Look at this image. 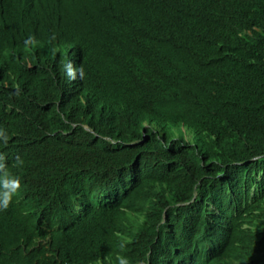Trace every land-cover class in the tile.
Returning a JSON list of instances; mask_svg holds the SVG:
<instances>
[{
  "label": "clouds",
  "instance_id": "1",
  "mask_svg": "<svg viewBox=\"0 0 264 264\" xmlns=\"http://www.w3.org/2000/svg\"><path fill=\"white\" fill-rule=\"evenodd\" d=\"M236 3L240 8L229 13V6ZM155 9L166 15L165 21L143 22L142 17ZM177 12L189 14V26L171 24ZM64 24L82 35L87 50L63 46L59 37L44 34L35 64L29 62L28 68L42 64L49 73L51 49L67 51L66 56H57L65 85L57 108L70 107L72 99L80 105L81 116L71 117L81 122L72 126L83 127L94 140L87 144L72 131L30 118L26 111L35 104L29 95L37 89L14 86L4 94L0 264H197L202 255L201 264H264V168L256 172L244 162L225 164L218 145L209 140L224 133L218 127L227 128L223 122L232 123L233 113L208 129L187 121L166 122L165 106L170 107L171 118L178 110L182 117L189 115L168 102L175 92L169 98L162 96L165 89L176 91L182 82V93L205 94L220 112L235 103L259 104L264 97V0H80ZM169 36L180 48L191 50L186 62L187 68L195 69L191 76L178 68V62L166 60ZM149 40L161 52L142 69ZM113 62L124 63L133 83L156 76L159 83L151 89L164 99L142 101L138 94L137 102L128 107L122 102L109 107L101 97L96 100L93 93L87 94L86 77ZM203 105L199 99L196 115L204 112ZM90 107L100 111L99 132L90 127L93 118L84 117ZM261 119L264 123V112ZM170 128L183 135L170 139ZM192 134L194 141L189 139ZM75 142L89 150L96 164L101 144L111 158L97 164L73 190L49 184L47 177L58 170L57 161ZM35 145L46 152L41 163L32 150ZM218 168L226 170L228 184L220 183ZM178 184L189 194L172 202V195L180 191ZM135 206L136 220L131 211ZM117 210L125 212L127 220L117 244L103 252L99 247L109 241L108 227L113 226L109 220H116L112 213ZM204 217L211 221L206 230L184 226Z\"/></svg>",
  "mask_w": 264,
  "mask_h": 264
},
{
  "label": "trees",
  "instance_id": "2",
  "mask_svg": "<svg viewBox=\"0 0 264 264\" xmlns=\"http://www.w3.org/2000/svg\"><path fill=\"white\" fill-rule=\"evenodd\" d=\"M80 0H0V116L3 109V96L10 87L20 86L23 89H37L35 95H29L35 104V108H31L26 113L29 117H39L40 123H44L49 127L64 128L78 134L81 141L92 143L93 135L87 132L83 127L72 126L73 123L81 121L73 117L81 116V107L74 100L69 103L70 107H61L59 111L57 102L62 96V90L65 87L60 77V60L57 56H66L67 51L63 52L61 47H53L50 56L53 61L52 70L47 73V70L42 64H38L36 69L28 68V63L35 64V53L37 45L41 42L44 34H49V38L59 37L60 44L75 45L76 50H87L88 42L82 35L76 31L67 28L68 24H64L67 17H73L75 6ZM241 4L236 3L229 6L228 12L234 13L240 8ZM183 8L188 11V6ZM165 14L159 9L147 12L143 17V22L149 21H165ZM171 24L179 26H189V14L177 12V17L173 18ZM179 32V29H176ZM164 37V36H162ZM181 37V35H180ZM181 40V39H179ZM161 52V48L152 40L147 42L140 67L145 69L148 62ZM192 56L191 50L187 52L180 48L178 43L174 42L173 36H169L166 43L165 58L169 64L178 62V68L191 76L195 69L186 67V62ZM86 61H91L89 57ZM134 80L128 78L124 63L113 62L104 66L93 74L86 77L84 81V89L86 93H93L96 100L101 97L107 101L109 107L115 103H124L128 107L130 103L137 102V95L142 97V101H156L164 99L151 87L159 83L156 81V76L144 78V81L133 83ZM181 83H178L176 91L171 87L165 89L162 94L164 97H171L174 93V98L168 101L171 104L177 103L181 109L189 116L182 117L181 110L173 114V118L169 116V106H165L166 113L164 120L166 122H190L192 125L205 127L218 124L220 117L231 115L233 113L232 123L223 122L227 128L218 127L224 133L217 134L215 140L209 139L218 145L219 157L225 164L235 162H244L247 168L251 171L264 168V157L254 161L255 157L264 156V123L261 115L264 112V97L258 103H235L224 108L221 112L219 107L212 104L210 98L205 94L186 95L180 90ZM134 94V96L131 94ZM199 99L204 104L200 110H205L201 115H196L199 111ZM106 102V103H107ZM68 118L66 121L65 118ZM85 118L92 119V126L95 132H99L101 128L98 123L102 122L100 111L90 107L84 114ZM0 124L3 123L0 120ZM71 139H75L71 137ZM103 146V144H101ZM18 141L14 142V148L18 147ZM35 145L33 152L40 160L46 156V152ZM101 149L97 164L101 165L110 160L111 154L106 150ZM105 146V145H104ZM93 153L97 151L91 149ZM222 151L221 155L220 152ZM80 155L75 163V156ZM42 156V159H41ZM46 162V161H45ZM54 164V163H53ZM89 156V150L83 149L81 142H75L71 148L64 151L63 156L57 161L58 170L47 177L49 184L61 183L63 187L73 190L75 184H80L83 177L91 172V175L98 165ZM257 168V170H256ZM93 169V170H92ZM217 174H221L220 183L228 184L227 172L224 168H218ZM167 178L176 183L174 178L167 175ZM87 184L84 182L83 185ZM180 191L172 195V202H177L189 194V190H185V186L178 184ZM184 191V192H183ZM201 199V197H200ZM138 206L131 208L134 212V220L137 219L139 210ZM116 220L110 221L113 226L108 227L109 241L101 245L99 249L103 252H108L113 244H117V236L121 231L124 221L127 220L126 213L120 210L112 213ZM211 218V217H210ZM210 219L204 217L199 223L194 224L188 221L184 224L187 229H202L206 230L210 226Z\"/></svg>",
  "mask_w": 264,
  "mask_h": 264
},
{
  "label": "rangeland",
  "instance_id": "3",
  "mask_svg": "<svg viewBox=\"0 0 264 264\" xmlns=\"http://www.w3.org/2000/svg\"><path fill=\"white\" fill-rule=\"evenodd\" d=\"M168 135H169V138L170 139H173V138H178L180 136L183 135L182 131L180 129H176V128H170L169 131H168ZM191 141H194V136L193 134L190 136L189 138Z\"/></svg>",
  "mask_w": 264,
  "mask_h": 264
},
{
  "label": "bare ground",
  "instance_id": "4",
  "mask_svg": "<svg viewBox=\"0 0 264 264\" xmlns=\"http://www.w3.org/2000/svg\"><path fill=\"white\" fill-rule=\"evenodd\" d=\"M32 57H36V56H32ZM246 180L249 181V179H246ZM125 193H126V192H123L122 195H121V197L124 196ZM223 225H225V224H223ZM218 246H219V245H218ZM213 253H214V251H213ZM200 259H201V260H199V262H198L197 264H201V261H204V260H202V259H204L203 255L200 257Z\"/></svg>",
  "mask_w": 264,
  "mask_h": 264
}]
</instances>
